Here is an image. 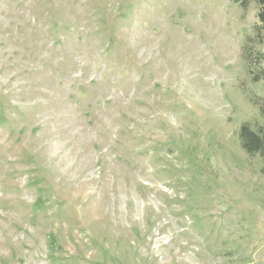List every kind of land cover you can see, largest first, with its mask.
Returning <instances> with one entry per match:
<instances>
[{
    "label": "rangeland",
    "instance_id": "374dc122",
    "mask_svg": "<svg viewBox=\"0 0 264 264\" xmlns=\"http://www.w3.org/2000/svg\"><path fill=\"white\" fill-rule=\"evenodd\" d=\"M257 11L0 0V264H264Z\"/></svg>",
    "mask_w": 264,
    "mask_h": 264
},
{
    "label": "trees",
    "instance_id": "16d2710c",
    "mask_svg": "<svg viewBox=\"0 0 264 264\" xmlns=\"http://www.w3.org/2000/svg\"><path fill=\"white\" fill-rule=\"evenodd\" d=\"M243 9H248L251 3H255L257 11V22L254 26L256 30V41L264 44V0H235ZM248 73L253 82L264 81V61L263 58L251 60L246 56ZM239 143L244 152L251 157H259L262 162L261 171L264 175V127L253 129L250 124L241 125L238 133Z\"/></svg>",
    "mask_w": 264,
    "mask_h": 264
}]
</instances>
